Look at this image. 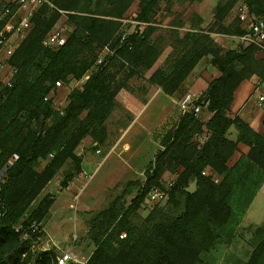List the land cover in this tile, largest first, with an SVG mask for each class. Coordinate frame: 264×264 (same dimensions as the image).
I'll return each instance as SVG.
<instances>
[{
  "label": "trees",
  "instance_id": "1",
  "mask_svg": "<svg viewBox=\"0 0 264 264\" xmlns=\"http://www.w3.org/2000/svg\"><path fill=\"white\" fill-rule=\"evenodd\" d=\"M47 1L52 7L37 10L28 34L5 62L13 71L10 80L0 82V172L12 161L0 179V264H30L32 255L22 236H42L54 202L48 194L36 202L40 193L64 167L60 190L81 173V157L75 153L80 142L90 136L101 144L104 123L124 80L141 78L168 46L173 50L169 60L151 73L148 83L172 96L196 64L210 57L219 76L196 103L210 118L203 123L198 115L186 113L162 136L153 135L162 149L145 169L143 181L127 184L137 187L136 194L126 201L123 192L90 218L86 236L94 250L84 263L67 264H203L205 254L232 237L229 225L249 206L264 178V138L229 117L237 86L252 78L264 80V55L256 58L253 46L223 48L212 37L243 34L239 18L232 17L238 0H218L205 26L192 11L181 22L183 14L177 13L165 30L154 25L165 0ZM241 2L249 16L264 17V0ZM134 3L135 27L122 32L124 16ZM60 19L69 28L63 46L43 47L42 40ZM186 24L188 31L180 38L178 30ZM104 47L113 55L96 66ZM116 66L125 75L121 81ZM84 77L79 88H68ZM55 82L68 88L59 111L44 101ZM230 127L237 132L234 141L227 138ZM238 144L249 148L247 154L239 153ZM166 173L175 176L165 202L170 212L158 216V207H153L144 222L133 224L131 217L150 191L164 189ZM191 183L195 189L188 192ZM254 234L257 242L245 264H264V226ZM55 258L46 252L34 264H57Z\"/></svg>",
  "mask_w": 264,
  "mask_h": 264
},
{
  "label": "crops",
  "instance_id": "2",
  "mask_svg": "<svg viewBox=\"0 0 264 264\" xmlns=\"http://www.w3.org/2000/svg\"><path fill=\"white\" fill-rule=\"evenodd\" d=\"M217 1L202 0L199 3L197 2L198 7H193L194 9L192 11L201 18L203 26L207 25V21H211V12ZM171 12H173L171 8L158 7L154 24L157 29L165 30L170 27ZM241 27H244L243 23H241ZM187 31L188 25L186 24L178 30L180 38ZM212 37L215 41L219 38L224 42L222 45L223 48L236 49L241 46L233 37L221 35H213ZM172 51L170 46L166 47L155 62L153 68L147 70L141 78L130 77L124 80L125 86L116 94L114 108L104 123L105 137L101 144H97L91 141L89 137H85L81 141V145L75 150V153L81 157V172H85L82 166L86 164V166L93 167L94 173L100 171V168L108 166L110 167V171L119 172L122 176H130L131 173L139 170L141 153L147 142L153 147L152 162L156 153L162 149L153 139V135L158 133V136H162L182 115L177 106V102L188 92L198 95L203 94L208 83L219 76L218 71L210 62V57H204L196 64L172 96L165 95L159 87L149 84L148 78L154 70L163 67L161 65L163 60H169V55ZM261 57L262 54L257 52L256 58L259 59ZM202 63H204V66L200 68L199 66ZM72 83L74 82L70 84ZM78 84H82V82L74 83L75 86H78ZM69 88L72 89V85H69ZM260 98H262L261 101L259 100ZM229 117H237L264 138V80L259 81L257 78H252L241 82L237 86L233 92L232 102L229 108ZM198 118L205 123L209 120L210 114L202 108L200 109ZM236 137V130L230 127L227 131V138L234 141ZM205 138L206 133L198 141L202 143ZM90 145L95 148L93 152L89 148ZM97 150L99 154H96ZM237 150L240 154L245 155L249 151V148L243 144H238ZM99 155L102 157L101 160L93 164L92 156L98 158ZM11 163L12 161H9L3 170L6 171ZM180 172L181 169L178 168L176 173L178 174ZM2 177L3 175L0 176V179ZM173 179L170 182H173ZM134 181L132 180L130 182ZM263 182L264 178L249 206L245 210L237 213L238 219L250 223L248 222V216L252 213L253 205ZM83 183L84 179L81 175H78L70 182L66 189H63L59 193L58 196L60 197H55L49 209V214L52 213L51 211L55 206L62 211L56 213L53 217L54 220L59 219V216L65 217V214L73 217V213L69 210L73 208L69 202V197L72 196L74 200L78 201L79 196H82V191L84 190ZM61 223L59 222L60 226L55 227L52 231L55 230L59 235H64L66 231L63 230ZM84 233L86 234L87 230Z\"/></svg>",
  "mask_w": 264,
  "mask_h": 264
},
{
  "label": "rangeland",
  "instance_id": "3",
  "mask_svg": "<svg viewBox=\"0 0 264 264\" xmlns=\"http://www.w3.org/2000/svg\"><path fill=\"white\" fill-rule=\"evenodd\" d=\"M6 2L7 0H0V9ZM241 5V0H238L233 9V17L237 16V9L242 7ZM198 6L199 5L197 3H194L191 0H165L159 4V7H168L172 9L173 12H171L172 15L170 17L171 21L174 19L177 13H182L183 17H179L180 22L186 19L189 14H191L192 10L194 9L193 7ZM136 11L137 3H134L124 16V21H122V32L130 33L132 31L134 24L131 22V18L135 15ZM208 23L209 22L207 21V24ZM64 26H66L64 19H60L55 27L63 28ZM216 40L217 45L223 47L222 45L224 42H222L219 38ZM2 60L3 56H0V61ZM167 61L168 60H163L161 65L164 67ZM203 66L204 63H202L199 67L201 68ZM114 68V71L118 73L117 81H121V79L125 76H123L124 73H121L120 67L116 66ZM8 75L9 73L7 67L1 69L0 82L4 81ZM70 83L69 85H72L74 89H77L81 86V84L75 86V82L72 84ZM68 88L63 87L58 90L59 100L67 96ZM86 137H89V139L92 141L90 136ZM79 145H81V142ZM84 145L86 144L84 143ZM144 146L145 147L141 153L142 156L140 157L139 170L131 173L130 176H122L119 172L110 171V167L108 166L100 168V171L95 173L93 172V167L86 166V164L82 166L87 175V177L82 176L84 179V192L82 191V196H79L78 201L74 200L72 196L69 197V202L71 206H73V208L69 210L71 213H73V217L69 214H65V217L59 216V219L54 220L53 217L56 215V213L62 211H60V208L55 206V208L51 211L52 213L48 215L42 224V236L37 239L30 238L26 234L22 236L23 242L28 241L25 248L26 251L30 252L32 255L30 264L37 262L41 255L46 252H52L55 257L60 256L63 253H72L78 263H84L88 259L94 250V245L84 233V231L87 230L88 222L92 216L104 209L116 196L121 195L124 192L126 201H129L136 194L137 187H127V184L132 180L142 182L144 179V169L147 168L146 166H148V164L151 162L153 154V147L150 146L148 142ZM89 148L92 150V152L95 150V148H93L91 145ZM92 157L93 164L95 162H99L102 158L100 155L98 158L94 156ZM42 167H44V163H42L41 168ZM65 170V167L62 168L49 182L50 184L48 183L45 186L36 202L47 194L52 195L54 199L59 195V193L63 190H60L59 183L63 174H65ZM4 171L5 170L2 169L0 176L4 175ZM173 177L174 176L172 174H164L161 182L163 183L164 188H167L168 183L173 179ZM194 189V185L190 184L187 188V191L193 192ZM166 198L167 196L157 203L150 202L148 198L145 204L141 206L131 217L132 223L139 224L140 221L144 222V220L150 215L153 207H158V216H162L166 211L170 212L165 206ZM248 218V222L250 223L237 218L229 225L228 228L232 231V237H229L228 239L224 238L223 242L221 241L208 254H205L203 256V264H245L247 262L258 238L255 236L254 232L257 228L264 226V182L262 183L261 189L257 194L256 201L252 208V213L250 216H248ZM59 222H62L61 224L63 226V230L66 231L64 235H59L55 232V230L52 231V229L55 227L60 226Z\"/></svg>",
  "mask_w": 264,
  "mask_h": 264
},
{
  "label": "built area",
  "instance_id": "4",
  "mask_svg": "<svg viewBox=\"0 0 264 264\" xmlns=\"http://www.w3.org/2000/svg\"><path fill=\"white\" fill-rule=\"evenodd\" d=\"M42 6L52 7L47 0H7L0 9V56H3V60L0 61V70L7 67L9 75L5 79L6 81L10 80L13 71L9 69L5 62L28 34L31 26V19ZM237 13V17L239 21L244 24V28L241 36L233 38L236 39L242 47L253 46L256 48L257 52L264 55V17L255 18L249 16L244 6L239 7ZM68 31L69 29L67 26L63 28L54 27V29L42 40V46L48 49H57L63 46ZM109 55H113V53L109 51L108 48L104 47L97 58L95 63L96 66L101 65L104 57ZM86 79L87 77H84L80 81L83 83ZM60 88H63L61 82H55L54 87L44 98V101H50L53 108L58 111L66 104V97L61 100L58 99V90ZM202 100L201 95L186 93L177 102V106L182 115L189 113L193 116H197L200 112V107L196 103ZM259 100L261 101L262 98ZM96 154H99L98 150ZM49 157H51V155ZM13 159H16V156H13ZM80 175L87 177L85 172H81ZM172 185V182H169L167 188L165 187L163 190L159 188L152 189L148 195L149 201L153 203L160 202L167 196V191ZM30 229L34 232L36 227L32 225ZM55 259L57 264H67L68 262L78 263L72 253H63L60 256H56Z\"/></svg>",
  "mask_w": 264,
  "mask_h": 264
}]
</instances>
